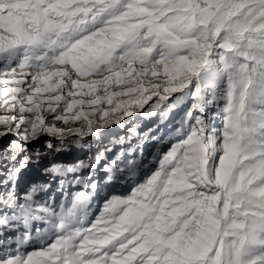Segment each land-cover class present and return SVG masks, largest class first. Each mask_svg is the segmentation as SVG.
<instances>
[{
    "label": "snow or ice",
    "instance_id": "obj_1",
    "mask_svg": "<svg viewBox=\"0 0 264 264\" xmlns=\"http://www.w3.org/2000/svg\"><path fill=\"white\" fill-rule=\"evenodd\" d=\"M137 113L159 122L18 192ZM5 140L0 264H264V0H0Z\"/></svg>",
    "mask_w": 264,
    "mask_h": 264
},
{
    "label": "rangeland",
    "instance_id": "obj_2",
    "mask_svg": "<svg viewBox=\"0 0 264 264\" xmlns=\"http://www.w3.org/2000/svg\"><path fill=\"white\" fill-rule=\"evenodd\" d=\"M180 112V109L175 110L174 116L170 121H167L164 125H161V129H165V133H169V128H168V123L174 122V118H178V113ZM141 122V128L140 131H146L150 127H154L158 122H159V117L154 116L151 118L145 119L142 117L139 113L136 114L134 118H128L124 123L125 127L121 128L119 126H110L105 129H102L101 132L97 135H94L92 137L86 138L87 143L90 145L89 147H85V151H80L82 148L79 146L84 143V141H81L80 144H77L74 142L73 137H68L66 138V150L61 151L60 153H53L52 155L46 157L45 159L42 160L41 164L39 166L37 165H31L30 167L22 170V172L19 175V179L17 181V190L18 192L23 195V193L28 190L30 185L33 183H48V177L45 176L44 174H40L39 177L34 179L33 177L37 174V168L42 172V168L46 165H48L51 161L56 160L65 164H71L76 162L79 159H84L88 155H93L95 156L100 150H102L106 145L111 144L113 139H118L120 136H126L128 134V129L132 127L133 124ZM155 134H162L160 130H157V133ZM168 135V134H167ZM166 135V136H167ZM52 139L53 143H58L55 138H50L48 136H42L39 140L34 141L32 144L29 145V149L33 150L36 148H39L41 150H45L44 148V143L46 140ZM135 142V141H133ZM7 144V141H2L0 142V151H2L3 146ZM120 145H116L112 153H109V155H113L114 153L118 152L120 149ZM158 145L156 141L153 140H148L144 144V150H145V156L148 158V160H151L152 154H154L157 151ZM167 146L165 147V149ZM60 156L63 157V161L61 160ZM67 156V157H66ZM22 158V157H21ZM143 162V161H142ZM7 166H10L8 164L7 160L0 159V180H3L5 178V173L7 171ZM103 175V174H101ZM53 183V188L55 187L56 182ZM51 191V189L49 190ZM122 191H127V188H123ZM48 195V193L41 192L37 195L36 199H42ZM59 195V194H58ZM102 203V200L99 202L94 201L92 208L90 210V219L94 218L95 215L98 212L99 204ZM36 226V222H34V227ZM14 235V234H12ZM30 250V249H29Z\"/></svg>",
    "mask_w": 264,
    "mask_h": 264
},
{
    "label": "bare ground",
    "instance_id": "obj_3",
    "mask_svg": "<svg viewBox=\"0 0 264 264\" xmlns=\"http://www.w3.org/2000/svg\"><path fill=\"white\" fill-rule=\"evenodd\" d=\"M174 116V114L173 115H170V117H169V121L172 119V117ZM165 131V129H163V132H162V134H161V136H166L168 133H165L164 132ZM153 135H154V133H153ZM82 145V144H81ZM81 145H79L82 149L80 150V151H85V147H82ZM167 145L165 144V145H161V146H159L161 149H165V147H166ZM65 151V150H64ZM61 157V160L63 161V157L64 156H60ZM67 157V156H66ZM37 171V174L33 177L34 179H36L37 177H39L40 176V174L42 175L43 173L42 172H40V170L37 168L36 169ZM57 195H58V193H57Z\"/></svg>",
    "mask_w": 264,
    "mask_h": 264
}]
</instances>
